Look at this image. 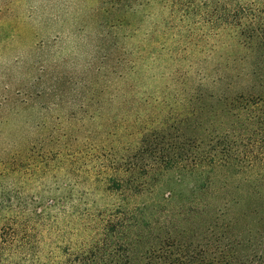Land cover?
I'll return each mask as SVG.
<instances>
[{
    "label": "trees",
    "instance_id": "1",
    "mask_svg": "<svg viewBox=\"0 0 264 264\" xmlns=\"http://www.w3.org/2000/svg\"><path fill=\"white\" fill-rule=\"evenodd\" d=\"M108 3L156 19L145 36L151 40L145 56L180 61L200 44V97L197 107L187 101L170 114L148 96L137 98L136 85L123 81L127 73H94L79 82V117L103 120L90 145L99 165L90 185L66 197L101 193L112 203L82 212L81 227L91 238L67 242L64 264H264V0ZM117 63L129 72L137 62ZM108 79L120 85L111 87ZM72 156L62 151L54 161ZM169 175L175 183L191 177L187 200L173 204V190L165 189L156 201ZM53 206L32 208L34 221L26 218L27 208L3 209L14 217L0 216V264H55L41 255L43 239L49 236L54 248L72 232L58 225L64 209L47 212ZM65 213L64 225L72 228Z\"/></svg>",
    "mask_w": 264,
    "mask_h": 264
},
{
    "label": "rangeland",
    "instance_id": "2",
    "mask_svg": "<svg viewBox=\"0 0 264 264\" xmlns=\"http://www.w3.org/2000/svg\"><path fill=\"white\" fill-rule=\"evenodd\" d=\"M125 10L112 7L108 0H0V216L14 217L3 210L9 205L27 208L29 221L35 220L32 208L53 202L47 212L64 209L59 212L58 225L72 234L65 233L54 248L46 236L41 250L42 257H51L55 264L67 259L63 256L67 242L90 240L81 227L82 212H96L112 203L101 193L86 199L66 197V191L75 194L90 185L99 165L90 145L103 120L79 117L74 103L79 82L94 73H127L123 81L136 85L135 96H148L162 108L166 106L164 112L181 111L188 107L187 101L198 106L200 44L180 61L167 54L145 56L151 48V40L145 36L152 32L156 19L148 12ZM147 11L154 12L153 8ZM134 28L137 30L132 32ZM117 58L137 63L128 72ZM174 72L187 78V85L181 87ZM108 80L111 87L120 85L118 80ZM191 92L194 96L180 106ZM62 151L73 154L72 158L54 161ZM172 178L164 177L156 201L161 202L165 189L173 190V204L187 200L191 177L183 176L177 183ZM66 211L71 213L72 228L64 225ZM32 225L40 228V224ZM50 248L56 251L52 254Z\"/></svg>",
    "mask_w": 264,
    "mask_h": 264
}]
</instances>
